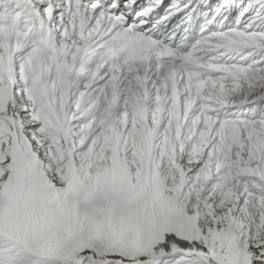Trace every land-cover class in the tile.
<instances>
[{"label": "snow or ice", "instance_id": "6c2138e0", "mask_svg": "<svg viewBox=\"0 0 264 264\" xmlns=\"http://www.w3.org/2000/svg\"><path fill=\"white\" fill-rule=\"evenodd\" d=\"M0 264H264V0H0Z\"/></svg>", "mask_w": 264, "mask_h": 264}]
</instances>
